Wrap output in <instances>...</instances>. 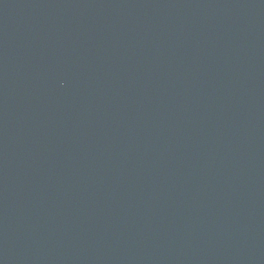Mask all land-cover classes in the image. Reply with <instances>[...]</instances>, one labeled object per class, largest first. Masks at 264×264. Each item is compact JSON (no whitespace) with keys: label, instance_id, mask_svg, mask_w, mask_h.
I'll return each instance as SVG.
<instances>
[{"label":"water","instance_id":"water-1","mask_svg":"<svg viewBox=\"0 0 264 264\" xmlns=\"http://www.w3.org/2000/svg\"><path fill=\"white\" fill-rule=\"evenodd\" d=\"M0 264H264V0H0Z\"/></svg>","mask_w":264,"mask_h":264}]
</instances>
